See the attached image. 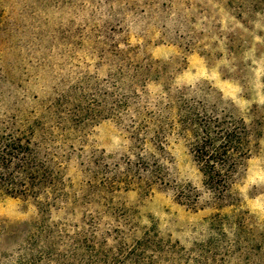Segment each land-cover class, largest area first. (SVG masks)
Here are the masks:
<instances>
[{"label":"rangeland","instance_id":"rangeland-1","mask_svg":"<svg viewBox=\"0 0 264 264\" xmlns=\"http://www.w3.org/2000/svg\"><path fill=\"white\" fill-rule=\"evenodd\" d=\"M254 3L264 0H0V129L50 125L60 105L70 113L78 95L122 71L143 100L183 98L243 118L253 151L226 204L206 203L188 142L176 135L167 147L171 176L199 189V208L164 187L121 190L111 203L129 214L119 223L126 245L145 233L162 243L148 264H264V13ZM72 134L66 202L43 218L31 201L0 197V264H14L31 234L44 244L38 225L71 230L87 213L110 229L107 247L116 245L117 222L103 212L102 191L88 189L84 164L92 152L122 163L131 138L110 118Z\"/></svg>","mask_w":264,"mask_h":264},{"label":"trees","instance_id":"trees-1","mask_svg":"<svg viewBox=\"0 0 264 264\" xmlns=\"http://www.w3.org/2000/svg\"><path fill=\"white\" fill-rule=\"evenodd\" d=\"M264 13V3L252 6ZM122 71L107 79L101 88L78 95L70 113H54L50 125L38 120L26 128L0 129V197L31 201L40 214L49 216L53 206L69 198L63 178V165L71 151L66 147L69 135H78L99 119L115 120L131 138L126 157L113 165L91 153L84 164L92 179L86 185L92 194L102 191L104 210L117 224L107 247L110 229H101L98 216L87 213L71 230L65 225L45 227L44 244L38 247L29 235L23 254L14 264H148L162 243L145 233L131 246L124 242L121 220L128 221L125 209L111 203L121 190L150 192L155 187L171 188L176 199L197 209L199 189L174 183L169 167V137L176 135L188 142L192 160L201 173L206 203L222 206L232 199L231 189L239 179L245 161L253 151L251 132L243 118L231 113L199 110V103L178 98L149 102L142 99L134 80L122 82ZM97 98H101L100 102ZM84 194L86 200L92 194ZM38 232V231H36ZM35 246V247H33ZM149 260V261H148Z\"/></svg>","mask_w":264,"mask_h":264}]
</instances>
